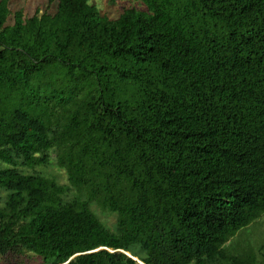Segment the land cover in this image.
<instances>
[{"label": "trees", "instance_id": "1", "mask_svg": "<svg viewBox=\"0 0 264 264\" xmlns=\"http://www.w3.org/2000/svg\"><path fill=\"white\" fill-rule=\"evenodd\" d=\"M47 1L0 0V258L264 264V0Z\"/></svg>", "mask_w": 264, "mask_h": 264}, {"label": "rangeland", "instance_id": "2", "mask_svg": "<svg viewBox=\"0 0 264 264\" xmlns=\"http://www.w3.org/2000/svg\"><path fill=\"white\" fill-rule=\"evenodd\" d=\"M9 6L13 12L20 11L24 16L32 15L36 10L39 11V15L44 12L52 13L54 11V5H50L47 0H8ZM89 4L94 5L103 15L114 19L125 8H138L143 9L144 6L140 4L138 0H117L116 2H111L110 0H88ZM12 16L9 17V21ZM3 165L0 164V168ZM26 174H31L36 172L42 174L45 177L54 178L56 182L69 188V183L65 172L60 169L55 161V156L51 153L50 162L43 167H37L34 171L23 170ZM76 194V190L71 188L67 191L65 199L70 200ZM95 214L105 222L112 229L115 224V217L109 215L108 213L102 212L98 207H94ZM235 243L240 242L241 247L246 246V248L254 249L257 261L264 263V215L257 221L255 225L248 227L240 232L235 238ZM245 248V247H244ZM39 262V258L32 255L31 253H26L21 256L18 260L13 258H0V264H36Z\"/></svg>", "mask_w": 264, "mask_h": 264}]
</instances>
